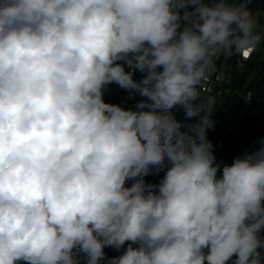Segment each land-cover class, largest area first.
<instances>
[{
	"label": "clouds",
	"instance_id": "1",
	"mask_svg": "<svg viewBox=\"0 0 264 264\" xmlns=\"http://www.w3.org/2000/svg\"><path fill=\"white\" fill-rule=\"evenodd\" d=\"M253 2L0 0V264H264V141L217 163L201 99L264 48Z\"/></svg>",
	"mask_w": 264,
	"mask_h": 264
},
{
	"label": "trees",
	"instance_id": "2",
	"mask_svg": "<svg viewBox=\"0 0 264 264\" xmlns=\"http://www.w3.org/2000/svg\"><path fill=\"white\" fill-rule=\"evenodd\" d=\"M252 8L254 10H264V0H254ZM262 23H264V20H262ZM237 57L238 55L228 57L221 56L215 63L219 66L224 62L225 58H227L226 71L236 78L233 90L243 91L246 88L253 92V100L244 117L235 125L232 133H221L217 129L218 127L224 126L229 121L224 114L228 115L229 118H233L235 115V113L229 112L227 114L225 105L218 110V116L214 121L213 127L207 130V138L213 144V153L219 155L225 164H231L235 157L243 155L246 151L248 153L254 152L261 146V142L264 141V48L257 51L254 62L250 64L247 71L242 74L238 73L236 70ZM141 77L142 74L136 72L134 78L139 80ZM140 99L141 97H139L138 94H135V97L130 99L129 92L118 86L109 92L105 98V102L120 104L128 108L133 106ZM260 109L261 111L259 112ZM171 113L178 121L182 122V124L194 123L197 121L196 118L186 120L185 113L180 106L173 108ZM168 166V161L165 160L164 168L157 169L156 167H151L149 174L143 177L145 184H158L165 175ZM129 243L130 242L126 241L125 245L119 250L111 246L106 247L104 249L106 258L122 255ZM133 247H138V245H133ZM76 259L79 261V264H86L85 253L77 251Z\"/></svg>",
	"mask_w": 264,
	"mask_h": 264
},
{
	"label": "built area",
	"instance_id": "3",
	"mask_svg": "<svg viewBox=\"0 0 264 264\" xmlns=\"http://www.w3.org/2000/svg\"><path fill=\"white\" fill-rule=\"evenodd\" d=\"M256 53H253L249 58H244L243 56L238 55L236 58V70L238 73H244L247 71L248 66L252 64L256 58ZM255 74V73H254ZM257 74V73H256ZM236 78L234 75L227 73L226 71V63H222L221 65H216L215 63V70L210 77V79L206 82L204 88L201 92V99L203 100L205 97L211 95L216 98V104L214 105V110L211 113V119L215 121L218 116V110L222 108V106H227L233 99V97L238 94L243 98V103L240 107L234 112L235 115L233 118H228V132L232 133L234 130L235 125L244 117L246 114L252 100L254 94L252 91L247 90L246 88L243 91H234ZM106 98V89L104 90L103 99L105 101ZM261 109L259 110V112ZM228 114V111H227ZM199 118L196 117V120ZM216 162L225 164L222 158L219 155H216ZM134 180H129L126 182V186L130 187Z\"/></svg>",
	"mask_w": 264,
	"mask_h": 264
},
{
	"label": "water",
	"instance_id": "4",
	"mask_svg": "<svg viewBox=\"0 0 264 264\" xmlns=\"http://www.w3.org/2000/svg\"><path fill=\"white\" fill-rule=\"evenodd\" d=\"M242 103H243V98L240 95L236 94L229 103V105L227 106V111L229 113H234Z\"/></svg>",
	"mask_w": 264,
	"mask_h": 264
},
{
	"label": "crops",
	"instance_id": "5",
	"mask_svg": "<svg viewBox=\"0 0 264 264\" xmlns=\"http://www.w3.org/2000/svg\"><path fill=\"white\" fill-rule=\"evenodd\" d=\"M118 85L113 83V84H110L106 87V96L109 94V92H111L113 89L117 88ZM218 131H220L221 133H224V132H227L228 133V123H226L224 126L222 127H218L217 128Z\"/></svg>",
	"mask_w": 264,
	"mask_h": 264
},
{
	"label": "rangeland",
	"instance_id": "6",
	"mask_svg": "<svg viewBox=\"0 0 264 264\" xmlns=\"http://www.w3.org/2000/svg\"><path fill=\"white\" fill-rule=\"evenodd\" d=\"M226 61H227V58H225V60H224V63H226ZM224 116H226L227 117V115L226 114H224ZM224 133H227V132H224ZM127 182V181H126Z\"/></svg>",
	"mask_w": 264,
	"mask_h": 264
}]
</instances>
